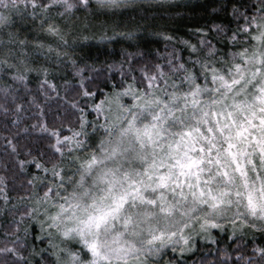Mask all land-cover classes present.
<instances>
[{"label":"snow or ice","instance_id":"snow-or-ice-1","mask_svg":"<svg viewBox=\"0 0 264 264\" xmlns=\"http://www.w3.org/2000/svg\"><path fill=\"white\" fill-rule=\"evenodd\" d=\"M29 5L32 17L37 15V8L42 13L54 7L62 9L63 27L43 17L42 23L65 46V35L92 28L101 33L96 38L110 44L116 42L115 37L139 43L140 25L127 28L116 21L98 19L114 15L116 9L139 7L135 0H0V71H7L13 80L26 81L32 72L47 77L50 72L29 60L28 47L39 51L44 44L29 41L27 35L21 39L17 19L23 18ZM80 6L85 10L83 18L75 16ZM232 11L244 20L230 37L243 40L246 46L239 51L223 52L201 36V47L190 45L187 59L170 54L166 65L155 64L153 71L141 66L139 79L131 75L124 80L136 71L132 65L142 53L121 46V60L116 66L122 69V86L117 88L113 83L110 94L84 108L75 99L68 101L80 113L78 129L62 136L55 125L49 128L39 124L52 152L47 159L28 153L38 171L23 183L40 194L28 193V203L35 207L22 212L21 217L38 224L48 239L45 248H32L40 264H178L177 260L165 259L167 250L176 253L179 248L181 257L190 250L193 242L184 235V229L201 206L207 209L197 218L201 230L219 227L216 218L231 214L233 225L240 221L241 226L264 231V0L233 4ZM214 27L219 36L223 29ZM120 28L125 30L118 31ZM56 56L59 61L68 53L57 49ZM125 64L127 72L123 71ZM106 67L111 73L114 64ZM177 73L180 78H175ZM77 83L80 90L76 95H94L84 88L83 80ZM45 84L47 80L41 89ZM3 93L0 109L15 116L12 123L21 122L27 111L24 104L17 103L18 97L12 95L11 107H5L11 85ZM124 97L131 103L123 102ZM29 99L36 101V97ZM113 102L118 112L114 119L110 115ZM106 103L108 112H104ZM89 106L97 115H105L100 125L105 134L98 141L94 122L92 135L86 130L84 113ZM5 143L18 156V145L8 138ZM26 163L18 160L21 168ZM5 180L0 177V193L7 188ZM3 199L7 202L9 196L5 193ZM24 231L27 235L29 226ZM35 239L44 243L40 234ZM49 249L53 259L44 255ZM7 251L26 259L15 248L0 249ZM258 251L264 254V249Z\"/></svg>","mask_w":264,"mask_h":264},{"label":"trees","instance_id":"trees-1","mask_svg":"<svg viewBox=\"0 0 264 264\" xmlns=\"http://www.w3.org/2000/svg\"><path fill=\"white\" fill-rule=\"evenodd\" d=\"M135 0L139 7H128L116 9L114 15L100 16L98 19L116 21L124 24L127 28H134L140 25L137 33L139 43L134 41L125 42L126 38L115 37V43L98 39L100 31L95 28L88 31L70 32L64 36L68 44L65 46L59 36L47 32V24L42 23V17L48 23H57L63 27L60 17L62 9L54 7L46 13L36 9L37 15L32 17V7L29 5L23 14L22 19H17V26L21 29V39L27 35L29 41H39L44 44L42 50L37 51L33 46L28 47L31 53L29 60L31 63L42 64L50 69L45 77L43 74L35 72L28 74L26 81H16L11 78L7 71H0V103H3V89L11 85V95L9 103L5 107H11V96L18 97L17 103H23L26 112L24 119L19 123H12L15 116L9 112L5 113L0 109V177L6 178L7 188L0 193V249H17L25 260H21L18 255H13L11 251L0 252V264H40V257L32 255V248L43 249L48 244V239L40 233V228L35 222H29L27 217H21V213L34 208L33 203H28L29 192L34 190L23 183L31 177L33 172L38 171L35 164L31 162V157L47 159L51 157L52 149L50 141L45 132L39 130V124L44 123L51 128L53 125L60 128L62 136L71 135V130L80 127L78 117L80 113L74 109L68 101L75 99L80 108L85 104L93 105L103 98V94L112 92L113 83L117 88L122 86L120 64L121 46L132 52L142 53L141 57L135 58L132 65L136 71L124 77L136 75L139 79L141 66L146 70L153 71L155 64L166 65L172 58L170 54L181 55L187 59L190 45L201 47L199 41L201 36L211 40L217 49L227 52L239 51L244 42L238 38L236 41L230 39L238 26L244 25V20L239 14H233L232 5L253 4L254 0ZM39 2V0H38ZM47 3L49 0H43ZM94 3V0H92ZM24 8L23 4L20 6ZM85 10L80 6V11L75 16L83 18ZM219 25L223 32L217 36L214 26ZM203 29L204 31H197ZM120 28L118 31H124ZM210 33V35H209ZM111 36V32L108 33ZM89 37L84 39V37ZM187 41V44L184 42ZM131 45V46H130ZM50 46V47H49ZM51 49V50H50ZM67 52L68 56H61L57 60L56 50ZM174 50L176 52L174 53ZM47 53V55H45ZM221 53H217L219 55ZM70 57V59H69ZM75 61V65L72 63ZM177 63L182 61H175ZM114 64L112 72H108L106 65ZM104 65L103 72L97 74V70ZM80 68L82 71L77 72ZM128 64L123 66V71L127 72ZM165 71H168L165 67ZM171 75V73H169ZM175 78H180L177 73ZM45 80L41 89L40 85ZM84 81V88L94 93L91 98L78 96L80 90L78 81ZM54 85V87H49ZM30 97H36L35 103ZM129 103L131 100L129 99ZM88 122L86 130L92 135V123L96 124V139L104 135V130L100 125L105 122L102 112L97 115L94 107H87L84 113ZM37 127H32L33 125ZM63 125V127H61ZM5 138L12 140L18 145L17 154L13 153L11 147L5 143ZM31 153V157L28 153ZM43 153V156H41ZM18 160H25L27 163L20 167ZM49 175V174H45ZM0 188L3 185L0 184ZM9 196L7 202L3 199V194ZM64 193L61 192V196ZM25 197V200L19 199ZM35 196L32 197V200ZM205 210V207L203 208ZM198 216L202 213L199 211ZM198 217V218H199ZM218 223L219 227H211L207 235L192 237V246L181 257L179 251L173 253L171 248L167 250L165 259L177 260L178 264H262L264 254L258 249H264V231L259 227L251 228L248 225L236 222L234 226L231 221L234 217L226 215ZM29 226V232L25 234V226ZM193 225H198L194 219ZM236 228V229H234ZM40 234V239H35ZM17 237L20 239L17 240ZM51 249L44 255L48 259L51 257Z\"/></svg>","mask_w":264,"mask_h":264},{"label":"rangeland","instance_id":"rangeland-1","mask_svg":"<svg viewBox=\"0 0 264 264\" xmlns=\"http://www.w3.org/2000/svg\"><path fill=\"white\" fill-rule=\"evenodd\" d=\"M140 1V0H139ZM162 1H165V0H162ZM162 1H159V2H162ZM244 46H246V45H244ZM123 99V102H125V103H129V97H124V98H122ZM109 111V105L106 103L105 105H104V112H108ZM110 115H111V118H115L117 115H118V112H117V109H116V105H115V103L113 102L112 103V109H111V113H110ZM105 116V115H104ZM33 201H35V199H33ZM34 204V203H33ZM34 207H35V204H34ZM205 206H201L200 207V209L199 210H194V212H193V218H191V220H190V222L188 223V227L187 228H185L184 229V235L186 236V237H189L190 239L192 238V237H195V236H202V237H204L205 235H207V232H209L210 231V229H211V227H209L206 231H204V230H201L200 229V227H199V224L198 225H193V223H194V219H196L197 220V218L199 217L198 216V212L199 211H201V212H205V211H207V209H206V207H205V210L203 209ZM51 211H54V209H50ZM235 211V208L233 207L232 209H231V212H234ZM38 214V216H39V218L40 219H43V215H42V213H37ZM204 213H202V215H203ZM228 215H230L231 217H234L233 215H231V214H228ZM227 215V216H228ZM223 218L222 217H218V218H216V223L218 224L221 220H222ZM234 226H237V225H234ZM234 229H236V228H234ZM170 249V248H169ZM177 251H179V248H177Z\"/></svg>","mask_w":264,"mask_h":264}]
</instances>
